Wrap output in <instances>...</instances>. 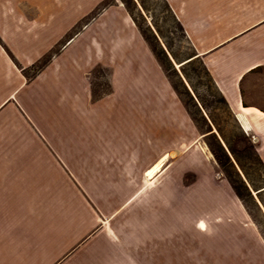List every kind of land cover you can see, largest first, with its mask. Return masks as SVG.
<instances>
[{
  "label": "crops",
  "instance_id": "obj_1",
  "mask_svg": "<svg viewBox=\"0 0 264 264\" xmlns=\"http://www.w3.org/2000/svg\"><path fill=\"white\" fill-rule=\"evenodd\" d=\"M103 1L0 0V264H90L84 258L118 213H134L136 234H154L162 199L176 194L178 159L189 157L192 169L210 161L193 144L176 149L175 127L187 115L179 97L123 4L90 18ZM167 1L237 119L242 110H259L246 112L251 127L245 131L262 140L264 0ZM43 60L29 77L27 70ZM96 66L109 69L103 99L110 109L124 108L120 116L134 128L131 134L144 139L146 165H139L137 147L118 145L111 132L104 143L92 137L81 143L52 128L60 102L73 107L80 91L100 102L93 96ZM75 78L81 80L75 84ZM184 121L190 124L188 115ZM190 131L184 128L185 138ZM130 136L123 139L133 144ZM162 171L168 172L163 185L156 182ZM213 194L215 201L236 200L231 225L240 226L232 229L229 253L264 264V237L241 225L245 210L230 183H218Z\"/></svg>",
  "mask_w": 264,
  "mask_h": 264
},
{
  "label": "rangeland",
  "instance_id": "obj_2",
  "mask_svg": "<svg viewBox=\"0 0 264 264\" xmlns=\"http://www.w3.org/2000/svg\"><path fill=\"white\" fill-rule=\"evenodd\" d=\"M115 3H121L128 9L138 28L143 30L149 40L148 43L143 36L151 50L152 47L155 50L156 54L153 50L152 52L157 55L156 57L166 77L172 86L177 88V90L174 89L181 102L182 110L189 117L190 124L185 123L184 120L187 117L185 114L182 119L178 120L175 127L177 134L176 149L183 151L187 146L193 144V148H196L193 152H199L198 149L205 151L210 161L202 159L196 165L197 168L192 169L189 167L191 162L189 157L181 156L179 158L180 152L178 154L174 152L173 154L177 155L176 158H179L173 167L177 184L170 189L173 191L174 187V190L176 188L177 190L175 197H171L170 201L167 197L165 200L162 199L158 232L136 234L138 220L133 216L134 213L130 212L128 215L118 213L107 223L105 234L98 237L97 241L92 244L84 259H87L90 264H171L172 261L176 264H250L251 254L244 259V256L237 257L228 251L227 245H231L232 241L230 238L232 229H238L240 226L231 225L233 217H235L234 208H237L236 200L233 199V202H230L217 196L215 201L213 192L218 183L229 182L228 175L231 174L243 196V201L238 197L246 214L241 225L249 226L255 230V233L264 237V204L262 203V201L264 202V190L260 193L255 190V188L264 186V168L259 160L260 157L264 162V136L262 140L259 139L254 142L253 136L257 135L252 131L247 133L245 130L248 129L244 126L240 116L238 115L239 121L235 113L233 112V114L227 109L222 97L215 90L199 62L186 66L184 70L180 66L182 64L180 62L192 53L194 46L189 37L186 38L178 28L176 22L178 18L167 0H104L90 18L97 15L104 7ZM90 18L80 23L73 33L79 30L83 23ZM167 45L171 47L177 59H174L171 54H169L171 61L167 58L163 52V48L168 51ZM45 62L46 60H43L42 63L31 66L27 70L29 77H32ZM185 73L189 77V81L186 79ZM108 74L109 69L102 66H96L92 72L93 96L97 101H100L97 105L86 100L83 97L85 93L80 91V99L77 95L73 96L71 102L73 107H65L60 102V117L57 118L56 113L52 116L53 119H60V121H58V125L52 122L51 124L54 123L52 128L67 136L71 133L74 140L78 139L81 143L83 138L87 141L91 137L95 143L97 141L104 143L105 139L110 138L109 133L111 132L114 137L112 141L118 145L128 144V149L133 146L137 147L140 153L139 165H146L147 160L142 153L144 139L136 137L135 133L131 134L134 128L126 122L124 117L120 116L124 108L110 109L103 99L104 94L110 90ZM78 80L81 78H75V84ZM184 84L191 92L193 87L196 88L199 95L206 101V109H203V114L207 117L211 115V118H214V131L219 134L218 127L230 143L236 146L237 156L241 160L244 170L237 166L243 180L251 188L252 195L242 186L240 179L232 169L229 167L222 168L216 162L210 146L211 144L216 147V138L214 134L207 135L208 133H204L207 128L205 118L188 95ZM60 100L62 99L60 98ZM187 108L190 109L195 119L192 118ZM54 112L51 113L50 111V114ZM246 112L261 114L256 109L242 110L239 114H243L247 120ZM39 124L43 131L48 133L49 128L45 122H39ZM189 126L191 137L187 139L184 137L183 130L184 128L185 130L189 129ZM161 127L162 131L168 132L167 125H161ZM164 127L167 129H163ZM243 130L248 135V140L245 139ZM146 131H152V129ZM127 136L134 140L133 144L123 139ZM162 142L164 143V141ZM248 142H252L256 147L258 155L245 149ZM149 144L153 148L155 142L150 140ZM80 146L82 147V145ZM151 151L156 153L157 150L151 149ZM168 159L164 161L165 164H168ZM233 160L235 161L234 158ZM197 161L198 159L195 157L193 164L195 165ZM205 176L208 181L203 178ZM164 179H168V172L162 171L156 182L160 181V184L163 185ZM256 202H259L261 207ZM159 209L157 207V210ZM201 224L204 225V230L200 228ZM235 242H232V245H245ZM220 248L222 253L218 254L217 251ZM250 253L255 254V252ZM158 257L161 263H159Z\"/></svg>",
  "mask_w": 264,
  "mask_h": 264
},
{
  "label": "trees",
  "instance_id": "obj_3",
  "mask_svg": "<svg viewBox=\"0 0 264 264\" xmlns=\"http://www.w3.org/2000/svg\"><path fill=\"white\" fill-rule=\"evenodd\" d=\"M135 20V19H134ZM177 20V19H176ZM136 22V21H135ZM177 22V26L178 28L180 29V31L183 33V35L187 38V34L185 32V29L184 27L182 26V24L180 23L179 20L176 21ZM140 28V27H139ZM141 30V28H140ZM143 36L146 38L143 30H141ZM158 32L159 29H158ZM146 40L148 41L149 43V40L146 38ZM190 43V41H188ZM168 47V51L165 50V48H163V52L165 53V55L167 56V58L171 61V58H170V55H172V57H174V59H177V56L176 54L171 50V47L169 45H167ZM152 50L154 51L155 53V50L153 49L152 47ZM156 54V53H155ZM157 56V55H156ZM196 62H199L201 67L203 68V70L205 71V73L208 75L211 83L213 84L215 90L217 91V93L222 97V100L223 102L225 103V105L227 106V109L233 113V110L232 108L230 107L228 101L226 100V98L224 97V95L222 94V92L219 90V88L217 87L216 83L214 82L213 80V77L212 75L210 74L209 70L207 69V67L205 66V64L203 63V61L201 60V58L198 56V53L196 52V50L193 48V51L192 53H190L182 62L180 66L183 68L186 67V66H189V65H193L195 64ZM172 63V62H171ZM185 72V71H184ZM186 75V79L188 80V76L187 74L185 73ZM185 81V80H184ZM189 81V80H188ZM186 86V84H184ZM174 88L177 90V88L174 86ZM186 89H187V92H188V95L191 97V99L194 101V104L196 105V107H198L199 111L203 114V109H206V101L199 95V93L197 92L196 88L193 87V90L191 92V90L189 88H187L186 86ZM198 101H197V100ZM190 115L192 116L193 119H195V117L193 116L192 112L190 111L189 108H187ZM206 113H208L206 111ZM234 114V113H233ZM204 116V114H203ZM210 116V117H209ZM208 117L207 116H204L205 118V121H206V124H207V128H206V131H204V133H208L207 135L209 134H214L215 138H216V147H213L211 144V149H212V152H213V155H214V158L216 160V162L222 167V168H225V167H229V169H232L233 172L236 173V175L238 176V178L240 179L241 183H242V186L249 192V194L252 195L251 193V188L249 187L248 184H246V182L243 180L242 178V175H241V172L239 171V168L238 166L244 170V166L241 162V160L238 158L237 156V153H238V150L236 149V146L232 143H230V141L226 138V136H224V134L221 132V130L217 127V130H218V133L220 134H217V132L214 131V125H215V120L214 118H211V115H209ZM210 119V120H209ZM211 121V122H210ZM214 124V125H213ZM203 130V128H202ZM243 133H244V136H245V139L248 140V135L246 134V132H244L243 130ZM250 140V139H249ZM245 149L251 151L252 153H255L258 155L257 151H256V147L252 144V142H248L247 145L245 146ZM233 158L235 159V161L233 160ZM259 160L261 162V164L263 165V168H264V162L260 159L259 157ZM238 165V166H237ZM228 180L232 186V188L234 189L235 193L237 194V196L243 201V196H242V192L239 188V186L237 185L236 181L233 179V177L230 175H228ZM251 183V182H250ZM252 187L255 188V186L251 183ZM261 188H264L263 187H258V188H255L256 191L260 190ZM264 190V189H263ZM263 190H260L259 192L257 193H260L261 191ZM262 201V200H261ZM259 207L260 204L259 202H256ZM262 203L264 204V202L262 201Z\"/></svg>",
  "mask_w": 264,
  "mask_h": 264
},
{
  "label": "bare ground",
  "instance_id": "obj_4",
  "mask_svg": "<svg viewBox=\"0 0 264 264\" xmlns=\"http://www.w3.org/2000/svg\"><path fill=\"white\" fill-rule=\"evenodd\" d=\"M239 116H240V119L243 122L244 126L249 130L250 129V125H249V122L246 119V117L243 114H240ZM150 174H153V171L150 172Z\"/></svg>",
  "mask_w": 264,
  "mask_h": 264
},
{
  "label": "water",
  "instance_id": "obj_5",
  "mask_svg": "<svg viewBox=\"0 0 264 264\" xmlns=\"http://www.w3.org/2000/svg\"><path fill=\"white\" fill-rule=\"evenodd\" d=\"M181 65V64H180ZM253 139H254V142H257L258 141V137L256 136H253ZM264 188H261L260 190H263ZM260 190L256 191V192H259Z\"/></svg>",
  "mask_w": 264,
  "mask_h": 264
},
{
  "label": "snow or ice",
  "instance_id": "obj_6",
  "mask_svg": "<svg viewBox=\"0 0 264 264\" xmlns=\"http://www.w3.org/2000/svg\"><path fill=\"white\" fill-rule=\"evenodd\" d=\"M200 227H201V228H203V227H204V225H203V224H201V225H200Z\"/></svg>",
  "mask_w": 264,
  "mask_h": 264
}]
</instances>
